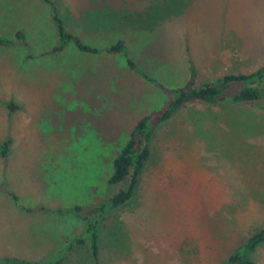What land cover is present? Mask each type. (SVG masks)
I'll use <instances>...</instances> for the list:
<instances>
[{
  "label": "rangeland",
  "instance_id": "1",
  "mask_svg": "<svg viewBox=\"0 0 264 264\" xmlns=\"http://www.w3.org/2000/svg\"><path fill=\"white\" fill-rule=\"evenodd\" d=\"M51 1L84 42L123 39L159 84L118 53L70 43L42 55L58 38L50 5L0 0V35L22 29L27 41L0 46V143L12 138L0 155V258L48 260L82 230L81 218L52 209L107 194L133 125L167 101L163 86L185 83L190 59L202 80L264 63V0ZM10 101L20 106L12 113ZM149 155L133 199L102 221L99 263L229 264L264 226V100L186 104L160 125ZM36 206L47 209H24ZM88 248L65 264H96ZM249 258L264 264V242Z\"/></svg>",
  "mask_w": 264,
  "mask_h": 264
},
{
  "label": "trees",
  "instance_id": "2",
  "mask_svg": "<svg viewBox=\"0 0 264 264\" xmlns=\"http://www.w3.org/2000/svg\"><path fill=\"white\" fill-rule=\"evenodd\" d=\"M51 7V18L57 29L58 38L53 46L42 52V55L62 52L68 44L73 43L75 48L86 53H100L104 51L108 54H120L133 72L139 74L143 79L159 84L152 78L146 70L141 68L136 60L129 54L128 46L123 39H117L113 44L99 48L90 45L83 39L68 30L57 14V8L53 1L44 0ZM16 44L26 45L25 33L18 29L13 37L0 35V46H13ZM162 87V85L160 84ZM164 92L168 96L163 106L153 112L141 116L133 125L129 137L120 151L114 157L113 170L107 179L109 191L96 202L86 205L74 204L64 208H55L57 214H74L84 222L82 230L76 235L65 238L64 241L54 250L48 260H26L18 256H3L0 262L7 264H65L66 257L76 249L86 246L89 243V254L92 261L100 264L101 249V228L102 221L109 218L108 214L115 209L130 202L137 188L139 177L151 152V142L160 125L168 122L171 117L182 107L189 103L216 104L226 102L228 104L240 105L242 103L257 102L264 100V63L257 69L248 72H235L217 76L213 79H200L195 68L194 62L189 60V72L185 83L178 87L163 86ZM12 113L20 106L13 101L5 103ZM11 136H7L0 143V155L6 158L9 154ZM8 194L16 201L18 197L12 192ZM27 212H45L47 208L25 207ZM113 220L112 223H115ZM113 230L107 236L113 240H118L113 236ZM116 243L115 241H113ZM264 242V226L252 233L245 239L240 248L231 254L227 263L229 264H254L250 260L249 254Z\"/></svg>",
  "mask_w": 264,
  "mask_h": 264
}]
</instances>
